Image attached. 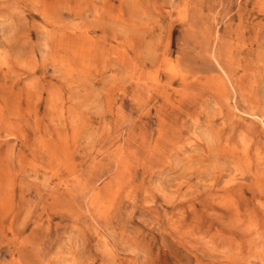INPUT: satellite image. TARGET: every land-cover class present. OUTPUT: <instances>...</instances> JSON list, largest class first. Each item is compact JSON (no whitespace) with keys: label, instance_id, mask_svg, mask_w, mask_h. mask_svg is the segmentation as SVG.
<instances>
[{"label":"rangeland","instance_id":"rangeland-1","mask_svg":"<svg viewBox=\"0 0 264 264\" xmlns=\"http://www.w3.org/2000/svg\"><path fill=\"white\" fill-rule=\"evenodd\" d=\"M44 2L0 0V264H264V0Z\"/></svg>","mask_w":264,"mask_h":264},{"label":"bare ground","instance_id":"bare-ground-1","mask_svg":"<svg viewBox=\"0 0 264 264\" xmlns=\"http://www.w3.org/2000/svg\"><path fill=\"white\" fill-rule=\"evenodd\" d=\"M186 2V1H185ZM204 2V1H203ZM35 3L36 4H39V6H40V8H41V11H42V13L43 14H46V15H48L50 12H49V10H50V6H48L45 2H44V0H35ZM201 3V2H200ZM200 3H198V4H200ZM166 4V3H165ZM164 4V5H165ZM194 4V3H193ZM158 5V4H157ZM168 5V4H167ZM166 5V6H167ZM183 5V4H182ZM194 5H196V4H194ZM202 4H200V6H201ZM258 5V4H257ZM161 7V6H160ZM168 7V6H167ZM191 7H192V5H191ZM109 8V7H108ZM181 9V8H180ZM117 10H119V9H117ZM116 10V11H117ZM160 10V9H159ZM262 10V9H261ZM162 11V10H161ZM166 12V11H165ZM167 13V12H166ZM160 14H162V13H160ZM94 15V14H93ZM188 15V14H187ZM186 15V16H187ZM195 15V14H194ZM164 16V15H163ZM182 16V15H181ZM239 16V15H238ZM117 17H118V15H117ZM121 17V16H120ZM120 17H118V18H120ZM238 18V17H237ZM182 19V18H181ZM194 19H195V16H194ZM206 19V18H205ZM123 21V20H122ZM177 21V20H176ZM188 21H190V19L188 20ZM187 22V21H186ZM57 23V22H56ZM190 23V22H189ZM263 23V22H262ZM199 24H200V22H199ZM255 24V23H254ZM188 25V24H187ZM208 25V24H207ZM240 25V24H239ZM264 25V24H263ZM257 26H258V24H257ZM194 27V26H193ZM262 27V26H261ZM183 28V27H182ZM256 28V27H255ZM195 29V28H194ZM209 29V28H208ZM247 29V28H246ZM196 30V29H195ZM241 30V29H240ZM262 30V29H261ZM258 31V30H257ZM184 32V31H183ZM196 32V31H195ZM201 32V31H200ZM210 33V32H209ZM259 33V32H258ZM201 34H202V32H201ZM253 34V33H252ZM184 35V34H183ZM195 35V34H194ZM187 36V35H186ZM197 36V35H196ZM201 36V35H200ZM209 36V35H208ZM205 37V36H204ZM226 37V36H225ZM255 37V36H254ZM190 38V37H189ZM228 38V37H227ZM246 38V37H245ZM193 39H194V37H193ZM201 39V38H200ZM199 39V40H200ZM204 39V38H203ZM210 39V38H209ZM238 39V38H237ZM198 40V41H199ZM204 40H206V39H204ZM252 40V39H251ZM163 41H164V39H163ZM197 41V40H196ZM202 41V40H201ZM242 41V40H241ZM36 42V41H35ZM38 43V42H37ZM204 43H205V41H204ZM251 43V42H250ZM133 44V43H132ZM135 44V43H134ZM36 45V44H35ZM211 45V44H210ZM205 46V45H204ZM34 47V46H33ZM85 47V46H84ZM83 47V48H84ZM134 47V46H133ZM195 47V46H194ZM200 47V46H199ZM116 49V48H115ZM202 49H205V48H202ZM91 50H92V48L90 47V46H86L85 47V50H84V52H86V53H90L91 52ZM210 50V49H209ZM96 52V51H95ZM193 52H195V51H193ZM119 53V52H118ZM205 53H207V52H205ZM95 55V54H94ZM124 55V54H123ZM96 56V55H95ZM97 57V56H96ZM113 57V56H112ZM123 57V56H122ZM161 57V56H160ZM94 59V58H93ZM123 59V58H122ZM158 59H160V58H158ZM99 61V60H98ZM95 62V61H94ZM135 62V61H134ZM197 66V65H196ZM158 67V66H157ZM167 70L168 71H174L175 70V68H174V66L173 65H171L170 64V62H167ZM136 70V69H135ZM132 75V74H131ZM177 75V74H176ZM134 76V75H133ZM187 78H188V76L187 75H185ZM193 80H195V79H193ZM183 84V83H182ZM211 85V84H210ZM213 86V85H212ZM114 89V88H113ZM17 97V96H16ZM200 97V96H199ZM227 97V96H226ZM107 99V98H106ZM105 99V100H106ZM140 99H141V97H140ZM30 103V102H29ZM107 104V103H106ZM107 107V106H106ZM112 107V106H111ZM113 108V107H112ZM109 110V109H108ZM110 113V112H109ZM21 116V115H20ZM23 116V115H22ZM23 120V119H22ZM232 120V119H231ZM230 120V121H231ZM234 120V119H233ZM229 123V122H228ZM228 126H229V124H228ZM251 126V125H250ZM236 127V126H235ZM246 127V126H245ZM249 127V126H248ZM133 129H134V127H133ZM139 131V130H138ZM140 132V131H139ZM250 132V131H249ZM131 133V132H130ZM133 133V132H132ZM144 133V132H143ZM146 133V132H145ZM173 133V132H172ZM232 133V132H231ZM247 133H248V131H247ZM137 134V133H136ZM141 135V134H140ZM174 135V134H173ZM23 136H24V134H23ZM22 136V137H23ZM133 136V135H132ZM145 136V135H144ZM15 137V136H14ZM98 137V136H97ZM135 138V137H134ZM21 139V138H20ZM28 139V138H27ZM173 140V139H172ZM178 140V139H177ZM230 140V139H229ZM239 140H241V139H239ZM20 141V140H19ZM179 141V140H178ZM233 141V140H232ZM17 142V141H16ZM23 142V141H22ZM140 142V141H139ZM161 142V141H160ZM164 142V141H163ZM115 143V142H114ZM174 143H175V141H174ZM242 143V142H241ZM240 143V144H241ZM178 144V143H177ZM145 146V145H144ZM149 146V145H148ZM162 146H163V144H162ZM109 147V146H108ZM26 148V147H25ZM111 148V147H110ZM150 149H151V146L149 147ZM63 149V148H62ZM106 150V149H105ZM30 151V150H29ZM28 151V152H29ZM100 151V150H99ZM98 151V152H99ZM119 151V150H118ZM130 151V150H129ZM164 151V150H163ZM162 151V152H163ZM101 152V151H100ZM120 153V152H119ZM133 153V152H132ZM172 153V152H171ZM22 154H23V152H22ZM16 156V155H15ZM14 156V157H15ZM25 156V155H24ZM117 156V155H116ZM125 156H127V155H125ZM19 157H20V155H19ZM116 158V157H115ZM126 158V157H125ZM128 158V157H127ZM66 159H68V158H66ZM116 159H118V158H116ZM159 159V158H158ZM24 162V161H23ZM16 163H17V161H16ZM22 163V162H21ZM115 163V162H114ZM131 163V162H130ZM117 164V163H116ZM17 165H19V162H18V164ZM73 165V164H72ZM137 165V164H136ZM134 166H135V164H134ZM136 167V166H135ZM140 167V166H139ZM93 168H94V166H93ZM127 168V167H126ZM141 168V167H140ZM57 169V168H56ZM21 170H23V169H21ZM73 170V169H72ZM98 170V169H97ZM122 170V169H121ZM66 171V170H65ZM68 171V170H67ZM66 171V172H67ZM128 171V170H127ZM55 172V171H54ZM57 172V171H56ZM86 172V171H85ZM69 173V172H68ZM89 173H92V172H89ZM57 174V173H56ZM63 174V173H62ZM93 174V173H92ZM7 175H8V173H7ZM120 175V174H119ZM118 175V176H119ZM9 176V175H8ZM10 176H11V174H10ZM16 176V175H15ZM82 177H83V174L81 175ZM95 176V175H94ZM12 177V176H11ZM65 177V176H64ZM92 177V176H91ZM75 179V178H74ZM96 179V178H95ZM79 180V179H78ZM15 181V180H14ZM96 181V180H95ZM128 181V180H127ZM122 182V181H121ZM130 182V181H129ZM59 183V182H58ZM91 183V182H90ZM99 183V182H98ZM104 183V182H103ZM57 184V183H56ZM79 184V183H78ZM84 184V183H83ZM85 185V184H84ZM107 185V184H106ZM70 186H71V184H70ZM89 186V185H88ZM108 186V185H107ZM126 186V185H125ZM112 187V186H111ZM122 187H123V185H122ZM113 188V187H112ZM115 188V187H114ZM75 189V188H74ZM81 189H83V187L81 188ZM87 189V188H86ZM92 189V188H91ZM137 189V188H136ZM263 189V188H262ZM79 190V189H78ZM84 190H85V188H84ZM92 190H94V189H92ZM100 190V189H99ZM102 190V189H101ZM105 190V189H104ZM103 190V191H104ZM116 190V189H115ZM80 191V190H79ZM92 192V191H91ZM222 192V191H221ZM228 192H229V189H228ZM82 193V192H81ZM100 193V192H99ZM264 195V194H263ZM11 196V195H10ZM105 197H107V196H105ZM111 197V196H110ZM263 197V196H262ZM1 199H2V197H1ZM98 199H100V198H98ZM110 200H111V198H109ZM117 199V198H116ZM226 199V198H225ZM120 200V199H119ZM256 200V199H255ZM4 201V200H3ZM91 201V200H90ZM0 202H1V200H0ZM5 202V201H4ZM86 202V201H85ZM92 202V201H91ZM98 202V201H97ZM101 203V202H100ZM90 204V203H89ZM95 204V203H94ZM99 204V203H98ZM8 205V204H7ZM256 205H257V203H256ZM89 206V205H88ZM112 206V205H111ZM255 206V205H254ZM9 207V206H8ZM52 207H54V206H52ZM93 207V206H92ZM114 208V207H113ZM11 209V208H10ZM54 209V208H53ZM59 210V209H58ZM98 210V209H97ZM9 211V209L7 210V212ZM60 211V210H59ZM111 211V210H110ZM7 212L5 213V214H7ZM53 213H54V211H52ZM61 213V212H60ZM261 213H263V211L261 212ZM256 214H257V212H256ZM255 214V215H256ZM74 215V214H73ZM78 216V215H77ZM257 216V215H256ZM260 216V215H259ZM13 217V216H12ZM103 217V216H102ZM257 219V218H256ZM260 219H261V217H260ZM259 219V220H260ZM49 223V222H48ZM259 225V224H258ZM262 226H263V224H262ZM261 226V227H262ZM250 230H251V228H249ZM258 229V228H257ZM261 237V236H260ZM20 246V245H19ZM263 246H264V244H263ZM264 248V247H263ZM213 249V248H212ZM226 250V249H225ZM216 251V250H215ZM218 251V250H217ZM232 259V258H231ZM233 261V260H232ZM24 262V261H23ZM22 263V262H21ZM233 263V262H232ZM24 264V263H23ZM28 264V263H27Z\"/></svg>","mask_w":264,"mask_h":264}]
</instances>
